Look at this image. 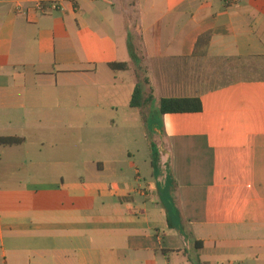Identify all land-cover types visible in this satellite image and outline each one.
Returning a JSON list of instances; mask_svg holds the SVG:
<instances>
[{"label": "crops", "instance_id": "crops-1", "mask_svg": "<svg viewBox=\"0 0 264 264\" xmlns=\"http://www.w3.org/2000/svg\"><path fill=\"white\" fill-rule=\"evenodd\" d=\"M10 137L0 264H264V0H0Z\"/></svg>", "mask_w": 264, "mask_h": 264}, {"label": "trees", "instance_id": "trees-1", "mask_svg": "<svg viewBox=\"0 0 264 264\" xmlns=\"http://www.w3.org/2000/svg\"><path fill=\"white\" fill-rule=\"evenodd\" d=\"M114 70L124 71L127 69L126 64H113ZM152 103L151 97H146L142 85H138L134 91L131 106L133 108H144ZM160 114H177V113H200L203 105L199 98H167L160 101ZM22 139L18 138H0V145L13 146L21 144Z\"/></svg>", "mask_w": 264, "mask_h": 264}, {"label": "built area", "instance_id": "built-area-1", "mask_svg": "<svg viewBox=\"0 0 264 264\" xmlns=\"http://www.w3.org/2000/svg\"><path fill=\"white\" fill-rule=\"evenodd\" d=\"M36 8L41 11L42 13H45L47 12L48 9H51V10H58L59 9V4L58 3H55V2H52V3H38L36 5ZM17 9H21V5H18V8Z\"/></svg>", "mask_w": 264, "mask_h": 264}, {"label": "rangeland", "instance_id": "rangeland-1", "mask_svg": "<svg viewBox=\"0 0 264 264\" xmlns=\"http://www.w3.org/2000/svg\"><path fill=\"white\" fill-rule=\"evenodd\" d=\"M158 97H159V95H158ZM152 112H153V111H152ZM154 117H159L158 113L155 112V109H154V112H153V118H154ZM82 134H83V137H86L87 135H89V134H88V131H83ZM165 169H166V167H164V168L162 169V172L164 171V173H166L167 171H166Z\"/></svg>", "mask_w": 264, "mask_h": 264}]
</instances>
